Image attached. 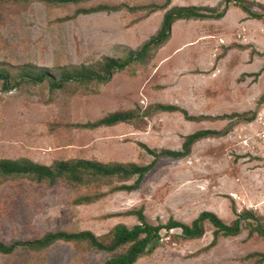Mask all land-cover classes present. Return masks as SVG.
<instances>
[{"label": "rangeland", "instance_id": "rangeland-1", "mask_svg": "<svg viewBox=\"0 0 264 264\" xmlns=\"http://www.w3.org/2000/svg\"><path fill=\"white\" fill-rule=\"evenodd\" d=\"M172 1L148 15V8L160 7L163 0H88L67 4L0 0V64L10 74L15 73L12 67L26 65L57 75L70 65L93 67L106 56L123 58L127 50L137 49L154 35L162 13L173 6ZM175 1L183 6L216 8L220 0ZM260 1L262 8L251 7L256 13L264 11V0ZM103 6L117 9L77 13L70 18L79 9L87 11ZM145 16L146 21H142ZM194 36L192 25L183 28L176 23L168 41L158 51L150 52L145 63H129L123 70L113 72L104 84L69 82L51 90L44 80L39 84L22 82L4 90L0 80V158H22L44 167L74 159L100 163L109 159V162L128 160L143 166L151 156L137 143L154 151L172 149L181 141L183 132L209 127L204 124L196 127L179 111L155 109L157 102L170 99L169 102L174 100L195 112L197 106L189 83L192 80L205 85L202 92L207 93L208 78L196 76L200 73L197 68L205 69L207 74L213 59L209 60L206 55L194 57L188 53L189 49L170 58L165 54L174 45ZM195 59L198 65L194 64ZM179 65V69H172ZM11 83L12 79L8 78L6 85ZM164 88L167 89L161 91ZM263 98L264 87L257 101ZM258 102L250 112L253 113L248 123ZM179 108L190 114L187 109ZM113 111H129L135 117L128 123L93 130L76 127L93 123ZM250 137L247 138L251 143ZM218 146L219 150L215 147L209 151L204 145L193 151L204 157L212 153L220 157L222 147ZM192 161L179 164L180 161L167 156L157 157L156 168L146 176V186H141L136 194L113 189L122 183L130 184L133 176L121 180L116 176L83 175L81 184L63 176L51 183L46 180L36 183L22 177L3 179L0 182V242L31 241L58 230L88 231L101 237L117 222H125L128 227L136 224L134 219L128 221L119 215L126 209L142 208L141 198L145 196L144 219L153 226L165 222L169 216L187 223L198 213L212 209L220 213L219 219L228 223L234 215L232 208L235 212L241 209L230 192L241 191L244 184L247 188L244 192L250 198L256 195L257 188L251 182L249 188L247 174L239 172L237 165L222 166L234 184L213 190L210 164L203 163L196 174L198 164ZM178 169L187 170L186 176H196L199 187L193 189L190 180H185ZM259 217L241 221L240 232L235 236L218 235L215 244L206 250L202 249L211 241L212 231L208 223H204V234L199 240L174 235L180 234L178 228L161 230L158 245L134 264H256L254 255L264 253V238L255 232L261 228L264 234V220ZM123 249L120 247L114 253ZM111 255L57 240L39 252L16 248L9 254H0V264H102Z\"/></svg>", "mask_w": 264, "mask_h": 264}, {"label": "trees", "instance_id": "trees-1", "mask_svg": "<svg viewBox=\"0 0 264 264\" xmlns=\"http://www.w3.org/2000/svg\"><path fill=\"white\" fill-rule=\"evenodd\" d=\"M12 2H39L43 4H67L77 3L88 0H7ZM169 4V0H163L160 7L151 6L148 8V15L159 11ZM233 4L240 8L247 18H254L263 23L264 11L262 13H256L251 9L254 6L256 9L262 8V6L255 1L251 0H220L216 8L198 7L194 5L189 6H170L161 15L158 29L153 36L148 38L143 43L139 44L137 49L127 50L125 57L112 58L103 57V59L94 65L93 67H85L82 64L70 65L65 69L60 70L57 75H53L47 69H38L32 66L19 65L14 68L15 73L10 74L8 70L0 64V80L1 87L4 90H8L19 85L22 82L30 84H39L42 81H46L49 84V88L57 90L61 88L65 83L75 82L77 84L86 85L91 82L104 84L107 82L111 74L115 71L124 69L131 62L145 63L149 57V53L157 50L162 43H164L169 36L170 25L177 19H198V20H217L220 18L227 5ZM220 7V9H218ZM116 7H96L84 11L82 9L77 10L70 16V18L77 13H97L108 12L116 10ZM132 11L131 9H128ZM146 17V16H145ZM144 17V18H145ZM143 18V19H144ZM8 78L12 79L10 85H6ZM156 111L160 112H173L179 111L185 120L198 121L199 117L188 115L185 110L170 104H160L155 106ZM236 118L241 120H249L252 113L247 112L243 114H234ZM135 117L132 112L129 111H113L107 113L99 120L93 123H86L84 125L77 124L76 127L81 129L93 130L103 126H112L120 122L128 123L131 118ZM227 130L223 128L217 132L214 131H196L186 134L182 137L179 150L161 149L160 151H154L146 148L143 144L137 143L138 146L149 156L151 160L144 166H138L133 162H105L99 163L95 161L74 159L72 161H56L51 166H41L34 163H30L22 158L6 159L0 158V182L3 179L22 177L24 179L31 180L39 183L43 180L53 182L58 177H65L70 181L81 184L82 176H95L97 178L116 176L121 180H127L132 176L133 181L130 184H120L116 186L114 191L130 192L139 188L142 177L150 171L155 165V159L161 156H167L172 159L181 158L189 153L190 145L200 139L218 136L225 133ZM86 202V199H84ZM232 208V207H231ZM232 220L228 223H224L221 219H218L209 212H200L196 217L188 224L167 217L166 221L155 226L148 224L142 216V208L129 209L124 211V215H132L136 220V224L126 226L122 223H116L101 237H95L88 231L80 232H65V231H53L44 233L41 237L33 239L31 241L20 242L17 240L10 241L9 243L0 242V254H9L14 249L20 248L30 252H39L46 248L49 244L60 240L65 242H72L82 247L88 248L100 252L112 253V255L104 260L102 264H134L136 260L146 254L150 253L160 241L159 232L164 230L168 232L173 228H178L180 234H174L183 239L196 240L203 234V223L207 222L211 225V241L208 245L202 249L206 250L211 248L216 238L219 236L229 237L235 236L240 232L241 221L248 219L256 220L258 215L250 212L249 210L242 209L239 212H235ZM121 214V213H120ZM260 218V217H259ZM263 220V219H262ZM256 234L259 237L264 238L262 229H256ZM120 247H124L123 251L114 253ZM255 263L260 264L264 261V253L254 255Z\"/></svg>", "mask_w": 264, "mask_h": 264}, {"label": "crops", "instance_id": "crops-1", "mask_svg": "<svg viewBox=\"0 0 264 264\" xmlns=\"http://www.w3.org/2000/svg\"><path fill=\"white\" fill-rule=\"evenodd\" d=\"M251 1H255V3L262 2L260 0ZM171 5L183 6L182 3L176 2L175 0L171 2ZM142 21H146V17ZM176 23L180 24L183 28L192 25L195 36L193 38L184 39L179 44L174 45L172 49L165 54H168V57L170 58L175 54H179L189 49L188 53L194 55V57L195 55L196 57L206 55L209 57V60L213 59L212 66L206 69V71H208L207 74H205V69L203 68H197V71L200 73L196 74V72H194L196 76H204L208 78L206 88H209L210 90L208 89L207 93H204L202 90L205 85L199 84L196 80H192V83L189 82L191 84L190 89L195 98V105L197 106L196 109H194L195 112H191L187 106L181 103H174V100L169 102L168 100L170 99L165 102H157V104L160 105L161 103H164L183 107L190 112V114L188 113L189 115L200 118L198 121H191L196 124V127L200 124L209 126L204 129L197 128L199 130L196 131L208 130L217 132L226 127L227 130L225 133L218 136L200 139L195 143L193 142L190 145L189 153L184 156L186 159L183 161L184 157H181L176 158L175 161H180L179 164H181L186 163L185 161L190 162L192 159V162L198 164L195 173H199L198 171L202 168L201 166L203 163L210 164L208 168H211L210 170L212 171L211 188H213V190H216L219 187H229L231 184H234L233 181H231L230 173L223 171L222 166H230L232 164L237 165L239 172L247 174L249 178V188L250 182L251 186L253 185L257 188L255 190L256 195L250 198L244 192L247 190L244 184L241 191H238L237 193L232 191L229 195L235 204L241 207L240 210H249L264 220V149L255 147L249 142L247 137L253 133V125L248 123L249 120H241L236 118L237 116H234V114L240 115L251 112L253 108H255V103L258 102L257 100L263 93L264 56H262V54L264 53V24L254 18H247L240 8L233 4H228L223 15L217 20L177 19L173 21L170 25L169 36L164 43L168 41L172 28ZM204 36L206 37L205 39H203ZM164 43H162L160 47ZM193 62L195 64L196 59ZM180 65L176 68L173 67L172 69H179ZM196 65L198 64L196 63ZM114 73H112V75ZM127 78H130V76H127ZM173 86L174 85L168 87ZM167 88H164L161 91ZM204 95L205 98L203 97ZM183 133V136L189 134L186 132ZM242 140H245V143H243ZM179 142L181 144L182 138ZM179 142L176 144L175 148H172L173 150L180 148ZM219 144H221L220 147H222L220 150V157L219 155L216 156L214 153L204 157L201 153L195 154V151H193L197 148V150H200L204 145H206L209 151L210 149L211 151L214 150L215 147L219 150ZM109 161L111 160L109 159L105 162ZM119 161L120 163L130 162L128 160H125V162L121 160L113 162ZM189 164H191V162ZM154 168H156V162L150 171ZM177 171L178 173L182 172L185 180H190V185L193 186V189L199 187V179H197L196 176L190 174H187L186 176V173L188 172L185 169L183 171L178 169ZM148 172L142 177L139 188L127 193L136 194L141 186H146V176L148 175ZM214 183L217 186H215ZM248 184L246 183L247 186ZM181 189V187L180 190L178 188V191H181ZM137 198L139 199V196ZM141 204L143 205L142 216L144 218L146 214V196L141 198ZM205 212L212 213L219 219L220 213L216 209ZM119 216H124L127 220L129 219L128 221L134 219L132 218L134 217L132 215L120 214ZM195 217L196 215L189 220L192 221ZM232 218H230L228 222H230ZM117 223L126 225L125 222ZM202 236L199 239H201Z\"/></svg>", "mask_w": 264, "mask_h": 264}, {"label": "built area", "instance_id": "built-area-1", "mask_svg": "<svg viewBox=\"0 0 264 264\" xmlns=\"http://www.w3.org/2000/svg\"><path fill=\"white\" fill-rule=\"evenodd\" d=\"M249 123L254 125L253 133L250 137L251 143L255 147L264 149V98L258 102L252 121ZM242 142L245 143V140H242Z\"/></svg>", "mask_w": 264, "mask_h": 264}]
</instances>
